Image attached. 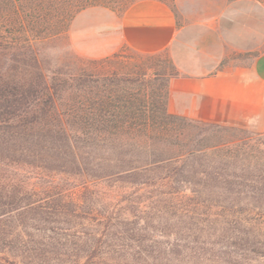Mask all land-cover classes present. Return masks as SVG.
Returning <instances> with one entry per match:
<instances>
[{
	"label": "trees",
	"instance_id": "trees-1",
	"mask_svg": "<svg viewBox=\"0 0 264 264\" xmlns=\"http://www.w3.org/2000/svg\"><path fill=\"white\" fill-rule=\"evenodd\" d=\"M61 3L0 0V264H201L174 227L208 131L172 110L179 74L118 73L70 44L52 69Z\"/></svg>",
	"mask_w": 264,
	"mask_h": 264
},
{
	"label": "rangeland",
	"instance_id": "rangeland-1",
	"mask_svg": "<svg viewBox=\"0 0 264 264\" xmlns=\"http://www.w3.org/2000/svg\"><path fill=\"white\" fill-rule=\"evenodd\" d=\"M132 2L63 0L67 31L57 41L43 42L48 65L52 69L61 65L66 58V44L80 55L70 40L72 16L78 8L102 7L120 16ZM165 2L177 20L172 45L155 54L122 46L106 57L114 59L113 70L151 74L149 69L155 68L162 75L169 68L179 74L173 78L202 77L247 65L264 51V0ZM49 18L52 20L53 14ZM171 80L172 110L186 114L196 128L208 130L200 144L205 149L200 162L203 166L190 165L189 190L175 197V230L187 227L190 246L203 248L201 264H264V111L215 103L210 110L187 112L175 104ZM193 254L191 264L197 262Z\"/></svg>",
	"mask_w": 264,
	"mask_h": 264
},
{
	"label": "crops",
	"instance_id": "crops-1",
	"mask_svg": "<svg viewBox=\"0 0 264 264\" xmlns=\"http://www.w3.org/2000/svg\"><path fill=\"white\" fill-rule=\"evenodd\" d=\"M177 20L165 0H133L124 13L92 7L73 19L70 40L82 56L106 58L122 46L155 54L172 45ZM178 108L187 112L211 109L212 104L264 111V51L247 65L225 68L206 76H181L170 82Z\"/></svg>",
	"mask_w": 264,
	"mask_h": 264
}]
</instances>
